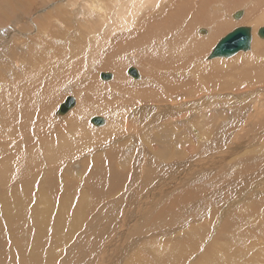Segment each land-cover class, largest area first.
Segmentation results:
<instances>
[{
	"label": "bare ground",
	"instance_id": "1",
	"mask_svg": "<svg viewBox=\"0 0 264 264\" xmlns=\"http://www.w3.org/2000/svg\"><path fill=\"white\" fill-rule=\"evenodd\" d=\"M240 5L243 6V11L237 12H240L242 17L240 20L238 19L239 21L236 20L235 22L233 21L234 16L232 14ZM35 7H38L37 11H34ZM142 13H146L150 17H156L157 21L147 28L143 27L141 22H136L137 14L139 16ZM86 14H96L97 19L92 21L85 18ZM0 23L3 26L0 27V55L10 45L11 50L7 53L12 59L17 57L18 52L26 45L25 42H39L43 39L53 43L56 41V38H61L63 40H70L76 45V49L75 47L73 48V52L64 64L57 66L47 64L45 68L48 69V72L44 76H41L38 72H33L32 68L23 70L20 76L16 72H13L10 79H19V82L17 84L12 82L11 88L7 82L8 70H6L5 62L0 59V89L5 91L0 94V128L9 129L11 134L21 138L22 142H24L26 131L28 132L30 127L33 128L40 125V118L37 115H29L32 106L36 105L33 98L37 89L51 94L56 87L55 93L57 95L62 90L82 92L83 100L80 101L82 108L72 112L67 118V127L70 130L82 123L83 116L95 110L92 109L97 105L95 102L87 103L90 95L101 97V94H114L116 98L120 95L118 94L119 92H121V95L122 92L124 94L134 93L136 96L145 99L146 104L155 102L152 106L146 107L145 104L136 106L137 108L133 110L132 114L125 117L127 120V124L125 125V122L119 119L120 115H125L119 114L118 109L116 108L117 110H115L113 105L111 106V101H99L101 111L107 112L109 110L112 112L113 118L117 122L118 120L121 122L127 134L131 135L134 131L133 134L138 136L134 139L135 144L151 151V154L161 162V164H157L156 161L150 158L155 164L152 161L149 162L150 166L141 178V183L143 182V184H139V192L137 193L139 194L138 203L151 200L153 202L156 201L159 205L154 209H137L125 205L123 211L120 213L119 208L121 207V203L119 202H121L122 197H119L118 201H111L114 211L109 210L105 206L103 210L101 209L100 215L98 214V216L93 217L92 220H95L96 224L98 223L99 229L94 226L95 224H93L92 220V224L90 223L91 221L88 219L90 215L85 214L87 225L89 222L90 226L86 225V229L88 230L89 228L87 242L85 241L86 244H93V237L98 232H101L100 238L104 240V235L102 234L107 232L110 221H115L121 215V217H125L128 221L138 218V223L134 225L133 229V234L135 235L169 223L182 215H184L186 220L190 216L197 218L210 216L212 220L209 221L217 223L216 245L226 251L227 258L225 261L214 262L211 256H207L202 259L201 264H239V260L234 257L232 250L234 242L240 245L238 250L240 258L245 254L246 247H249L251 252L248 254L247 259H251V262L254 261L257 264L264 263V254L262 253L264 246H258L256 251L254 249L258 239L264 237V178L258 183V187L260 188L258 194L248 190L246 185L250 178L248 172L255 174L264 169V151H262L264 149V39L260 40L257 37L258 29L264 25V0H0ZM57 23L61 24V27L57 26ZM54 26L59 29H55ZM72 26H75L73 35L70 34L65 38L59 37V30H63L66 34L74 29ZM195 26H197L196 30H198L199 34H194V38L190 30L194 29ZM133 27H138V29ZM239 27L251 29L252 42L250 48H252L249 52L240 54L230 60L234 67L227 68L223 66V69L219 68L220 62L218 60L222 59L223 61V59L228 58L208 59L213 48L210 49L206 56H202L200 59L192 60L189 58L195 55L197 51H202L205 47H211L216 44L225 32ZM95 29L100 32V35L106 32L104 36L106 40L112 42L111 44L118 45L115 54L107 62L102 63L105 66L104 68L110 69V72L114 73V75L111 73L103 74L111 75L110 80L114 76L117 77L118 81L113 86L99 84L95 79L94 83L90 86V69H95L100 64L101 61L96 64L100 58L90 57L88 61L86 59L81 61L83 58H80V55L84 51L81 48L85 46V41L93 42L94 46L110 44L109 42L98 43L101 41L100 37L103 36L97 35L96 37L94 34ZM35 30L36 33L32 35ZM153 39L155 41L150 44ZM128 49L131 50V61L136 60V63L141 64L142 72L144 69L143 75L145 74L148 80L150 78L148 72L151 71V67L148 68L142 61L150 63L153 66L152 71L154 74H158L157 68H160L171 70L168 76L178 74L183 77L181 83L173 82L171 86H168L169 89H180L181 86V89L184 90L180 93H174V98L171 97L159 101L157 99L149 100L150 97H156V95L150 92L148 88L131 91V87L144 86L150 83L155 85L158 78L147 82L146 79L140 81L137 77L124 82L128 78L127 73L125 74V71H123L124 66L128 64L127 67H129L131 65L130 61H127L125 58V52ZM76 51L79 52V59L74 64ZM185 56L188 57V65L189 63L190 65L189 67L179 69L178 66L181 65L179 61ZM257 60L259 62L256 68ZM14 64L18 65L16 61H14ZM254 71H256V74H260V80L255 85L252 83L248 84V74ZM223 72H226V76L230 79L229 83L223 82ZM77 73L79 74L78 77L74 76ZM100 74L98 73L99 77ZM166 78L163 77V80H166ZM104 83L110 84L108 82ZM208 84L216 86L219 90L227 91V93L225 95L212 93L189 104H184L181 101L185 95L194 96L197 93H203ZM238 85H247L250 90L247 93L236 94L235 90L240 88ZM46 89H50V91ZM234 92L235 94H232ZM16 96L19 97L18 103L15 101ZM250 98L251 103L248 104ZM4 99H8L11 106L4 107ZM119 100L122 101V99ZM171 100L173 106L163 105L165 108L163 110L166 111L167 115L170 114L175 117H179L181 113L183 115L186 114L185 116L188 117L194 111L197 112L196 108L202 105L213 106L220 112L218 115L220 121L218 123H215L218 119L214 121L212 117L206 118L210 122L208 129L202 131L199 128L195 132L194 137L196 141L193 144V151L194 149H197V151L189 153L190 158L183 162L181 161L176 166H172L171 161L180 160L188 153L179 150V147L176 145L178 141L177 135L180 134L177 126L170 123L163 124L162 120L164 117L166 118L165 114L162 111L156 113L159 110L158 104H167ZM132 101L134 102L135 100ZM227 104H231L233 107L227 109L225 108ZM126 106L125 104L122 105L121 109H125ZM57 111L55 115L58 116H63L68 112L59 115ZM224 112H227L226 116ZM160 116L162 119H159ZM185 116L182 118L185 119ZM180 120L177 119L178 123L182 124ZM14 121H16V127H9ZM57 121L61 122L62 120L58 119ZM55 125L56 122L53 121L52 131H54ZM197 125L194 124L193 126L196 127ZM132 127H136L135 130H132ZM116 128L117 124H111L104 125L102 128H95L94 130L97 134L102 132V134L107 133L112 135L116 134ZM67 132L68 130L66 129L64 134H67ZM76 132L78 134L88 133L81 125L80 128L76 127ZM183 138L185 136L180 138L182 144L191 143L189 140ZM256 140H259L262 145H258L257 148L248 145L247 147L250 148H246L245 153L238 155L240 148ZM230 141L235 142V148L224 150L225 153L218 159L216 166L201 165L207 160L201 153L219 150ZM153 144L156 146L155 151L150 148ZM55 148L57 147L51 148L50 151L56 150ZM139 150L142 155L141 159L146 160V157L143 155L144 150L141 148ZM251 152H254V154H251ZM54 153L58 155L57 152ZM128 154L129 152H123L119 169L113 175L110 186L118 185L117 179L119 175L122 170H127L128 161L131 160V156H128ZM235 154L238 157L231 164L225 165V161L231 156L234 157ZM223 164L224 167L220 168ZM216 167L217 170H214ZM189 172L194 173L192 180L188 183L191 184V187L186 186L179 191L171 192L170 188L173 185H178ZM2 174H4L5 181H10L14 177L22 175L11 170H4ZM68 175L73 176L70 172H68ZM164 175L168 176L171 183L161 191L162 186L153 191L152 187L156 183L161 180L165 182ZM242 177H247L246 182L243 184V193L228 192L226 196H223L227 197V199L229 198V208L221 213L219 219L213 221L215 208L207 210L205 202L206 200H214L216 198L213 196L207 198L203 194H207L210 188L218 184H224V187L229 191ZM130 185L131 183L126 184L123 189L130 188ZM134 190H130L129 197L133 195ZM158 191L160 192L157 194L156 192ZM91 192L96 195L108 194V190L98 184L91 187ZM197 200L200 201L198 206H196ZM115 204H118L120 207H114ZM218 204L219 201L215 203L216 206ZM238 208L244 209L245 215H241L238 212ZM117 209H119L120 215L119 213L117 214ZM122 213H127V215L123 216ZM256 214H258L257 221L260 225L259 228H254L253 225L247 223L242 228L238 227L240 223L247 221L248 216ZM190 232L197 233V237L200 236L196 227H193ZM86 249V245H83L81 252L83 250L86 251ZM90 256L94 259L92 249L87 254V257L91 259ZM99 257L101 261H105V264H107V253L104 250L99 254Z\"/></svg>",
	"mask_w": 264,
	"mask_h": 264
},
{
	"label": "rangeland",
	"instance_id": "2",
	"mask_svg": "<svg viewBox=\"0 0 264 264\" xmlns=\"http://www.w3.org/2000/svg\"><path fill=\"white\" fill-rule=\"evenodd\" d=\"M37 10L38 7H35L34 11ZM241 10L243 11V6L240 5L233 11L232 16H234L237 11ZM241 17L242 15L238 18H233V21H239ZM85 18L95 21L97 15L86 14ZM134 18L136 17L134 16ZM156 21V17H150L146 13H142L139 16L137 14L136 22H141V25L145 28L151 26ZM57 26L61 27V24L57 23ZM0 27L3 26L0 25ZM74 27L75 26H72V28ZM54 28L59 29L56 26H54ZM133 28L138 29V27ZM196 29L197 26L190 30L193 37L194 34H199ZM233 29L234 28L225 32L221 35V38L231 33ZM74 30L75 28L66 34L63 30H59V37L65 38L70 34L73 35ZM35 33L36 30L32 35ZM94 34L97 37V35H100V32L95 29ZM105 35L106 32L100 35L103 37H100L101 41L98 43L109 42L106 40V37H104ZM259 39L263 40L262 38ZM154 41L155 39H153L150 44ZM25 43L26 45L18 52L15 59H12L7 53L11 50L10 45L0 55V59L5 62L6 70L10 73L7 72V82L10 84V88L12 82L14 84L19 82V79H10L13 72H16L17 75L20 76L23 70L32 68L33 72H38L41 76H44L48 72V69L45 68L47 64L52 66L64 64L73 52V48L75 47L76 49V45L70 40H63L61 38H56V41L53 43L43 39L39 42ZM109 43L110 44L94 46L93 42L85 41V46L81 48V50H84L80 55V58H83L81 61H84V59L88 61L90 57H98L100 60L96 62V64L100 61L99 65L107 62L115 54L118 46L116 44H111L112 42ZM215 45L216 44L211 47H205L202 51H197L195 55L189 58L192 60L200 59L202 56H206ZM251 48L246 52H240L233 56V58L223 59V61L219 59V68L223 69V66L227 68L234 67L230 60L236 58L240 54L249 52ZM128 52H130L129 55ZM130 54L131 50L128 49L125 52V58L127 61H130L129 63L131 65L129 67H127L128 64L124 66L123 71H125V74L129 68H134L139 73L138 80L140 81L146 79L147 82H149L154 78H158L155 85L150 83L144 86H135L130 88L131 91L148 88L150 92L156 95V97H150L149 100L157 99V101H159L171 97L174 98V93H180L184 90L181 89V86L180 89H169V86H171L173 82L181 83L183 77L178 74L168 76L171 70H163L160 68H157L158 74H154L152 71L153 66L150 63L142 61L148 68L151 67V71L148 72V76H150L148 80L147 76L144 74V77L143 75L144 69L142 72L141 64L136 63V60L131 61ZM78 59L79 52L76 51L74 64ZM188 60V57H182L181 61H179L181 65H179L178 68L182 69L189 67L190 63L188 65ZM14 61H16L18 65H15ZM258 62L257 60V65H255L256 68ZM99 65L95 69H90L91 75L89 76V81H91L89 85L91 86L95 79L99 84L113 86L114 83L118 81L117 77H112L110 81L101 80L98 73H111L113 75L114 73L110 72V69L104 68V64L101 66ZM78 75V73L74 74V76L77 77ZM126 75L128 78L124 82H128V79L133 78L128 74ZM259 75L260 74H256V71L249 72L248 84L252 83L255 85L256 82L260 80ZM163 77H167L166 80H163ZM223 79L224 83L230 82V79L226 76V72H223ZM104 82L110 84H105ZM238 86L240 88L235 90L236 94L247 93L250 90L247 85ZM205 88L203 93H197V95L194 96L185 95L181 101L184 104H189L197 101L201 97H207L212 93H216L217 95H225V93H227V91L217 89L214 85L208 84ZM55 89L51 94L37 89L33 98L36 105L32 106L29 115H37L40 118V125L33 128L30 127L28 132L26 131L24 142L21 141V138L12 135L9 129L0 128V264H91L92 262V264H105V261H101L99 257L102 250L107 253V264H201L202 259L207 256H211L214 262L225 261L227 253L224 249L216 245L217 223H211V221H209L212 220L210 216L202 218L190 216L186 220L184 215H182L169 223L135 235L133 234V229L134 225L138 223V218L128 221L125 217H121V215L115 221H110L107 232L102 234L104 235L103 241L100 238L101 232H98L96 233L97 238L96 236L93 237V244L85 243L89 235V228L87 230L86 227H90L89 222L87 225V217L85 214L90 215L88 219L91 221L93 217L98 216L105 206L108 207L109 210L111 209V211H114L113 206H111L112 200L118 201L117 199L122 197L121 202H119L121 203V207L118 206V204L114 205V207H120V211L119 209L116 211L117 214L123 211L125 205L137 209H154L159 205L156 201L153 202L151 200L138 203L139 194L137 193L139 192V184H143V182L141 183V178L144 172L149 168V162L152 161L150 158L156 161L157 164H161V162L157 157L151 154V151L143 146L136 145L134 139L138 136L133 134L134 131L131 135L127 134L120 122L124 121L126 125L127 120L125 117L132 114L133 110L137 108L136 106H141L142 104H145L146 107L152 106L155 102L146 104L145 99L136 96L134 93L124 94V92H122L121 95V92H119L118 94L120 95L116 98L114 94H101V97L90 95L87 103L90 104V102H95L97 105L92 108L95 109L94 111L83 116V121L80 124L88 133L78 134L76 132V127L80 128V125L70 130L67 127V118L69 114L82 108L80 102L83 100L82 92L76 90H72V92L62 90V92L57 95ZM46 90L50 91V89ZM2 92L5 91L0 89V94ZM235 92L232 94H235ZM69 96L76 99V105L74 104L72 107L73 109L71 108V111L69 110L70 112L68 111L63 116L55 115L59 106L63 104L66 97ZM98 96L100 95L98 94ZM119 99H122V101ZM132 100L135 101L133 102ZM172 100L167 104H158L157 107L159 110L156 111V113L162 111L165 114L166 118L164 117L162 120L163 124L170 123L171 125L177 126L180 134L177 135L179 143L177 141L176 145L179 147V150L188 153L180 160L171 161V165L176 166L179 165L181 161L183 162L190 158L189 153L193 151V144L196 141L194 137L196 134L195 132L199 130V128L202 131H206L209 127L210 122L206 118L212 117L214 121L218 119L215 121V123H218L220 121L218 116L220 112L213 106L202 105L197 107V112L194 111L192 115L186 117L185 113V115L181 113L177 118L170 114L167 115L166 111L163 110L165 109L163 105L173 106ZM15 101H17V103L19 102L18 96H16ZM99 101H111V106L113 105L115 110L118 109L119 114H124L125 116L120 115V121L118 120L117 122L113 118L112 112L109 110H107V112L100 110L99 107H101V105ZM140 101L142 102L140 103ZM3 102L4 107L11 106L8 99H4ZM249 103H251V98L248 100V104ZM115 104L116 106H114ZM124 104L127 105L126 108L121 109V106ZM232 107L233 105L231 104L225 106L227 109ZM18 115L19 113L17 117ZM224 115L226 116L227 112H224ZM184 116L185 119L182 118ZM94 117H101L104 119V124L99 127L92 126L89 120ZM58 119L62 121L59 122L57 121ZM159 119H162V117L160 116ZM177 119H181L180 121L182 124H179ZM53 121L56 122L54 131H52L51 128ZM111 124H117L116 134L95 133V128H102L104 125ZM194 124L198 125L194 127ZM16 125V121H14L9 127H16ZM135 128L136 127H132V130H135ZM66 129L68 132L64 134ZM184 136L185 138L183 139L189 140L191 143L187 142L182 144L180 138ZM235 145L234 141H230L219 150L209 153L199 152L207 158L201 165L216 166L218 159L225 153L224 150L234 149ZM248 145L257 148L258 145L261 146L262 144L259 140L251 142L243 148H240L238 155L245 153L246 148H250L247 147ZM53 147L57 148L51 152L50 149ZM139 148L144 150L143 155L146 157V160L141 159L142 155ZM150 148L155 151V144L151 145ZM196 151L197 149H194L193 152L195 153ZM262 151H264V149H262ZM54 152H57L58 155ZM123 152H129L128 156H131V160L128 161L127 170H122L119 175L117 179L119 184L110 186L113 175L117 173L119 169ZM76 154H78V156H76ZM251 154H254V152H251ZM238 155L235 154L234 157H229L228 160L225 161L226 164H224H231ZM224 164L220 168L224 167ZM167 165L169 164L167 163ZM4 170L16 171L22 175L16 176L10 181H5L4 174H2ZM214 170H217V167ZM68 172L72 173L73 176H69ZM248 174L250 178L246 183L247 188L251 192L258 194L260 192L258 183L264 178V169L255 174H251L250 172H248ZM192 175H194L193 172L186 174L178 185H173L170 188L171 192L179 191L186 186L191 187V184L188 183L192 180ZM164 177L165 182L161 180L156 183L152 187L153 191L162 186L160 189L161 191L165 186L171 183L167 175H164ZM246 179L247 177H242L235 186L229 189V191L224 187V184H218L210 188L207 194H203L207 198L211 196L216 198L214 200H206L205 202L207 210L213 207L215 208L213 221L219 219L221 213L229 208V198L227 199V197L223 196H226L228 192L242 194L243 184L246 182ZM128 183H131L130 188L123 189ZM95 184L101 185L108 190V194L96 195L92 193L91 187ZM133 189H135L133 195L129 197L130 190ZM160 191L156 193L158 194ZM217 201H219L218 206L215 205ZM199 204L200 201L197 200L196 206ZM238 212L241 215H245V211L242 208H238ZM122 214L123 216L127 215V213ZM257 218L258 214L248 216L247 221L240 223L238 227L242 228V226L247 223L253 225L254 228H259L260 225ZM92 221L90 222L91 224ZM93 224H95L94 226H96V228L99 226L98 223L96 224L95 220ZM193 227L198 229L200 233L199 237H197V233L190 232ZM83 245H86L87 249L81 252V247ZM258 246H264V237L258 239L254 247L255 251ZM239 248L240 245L234 242L232 250L234 252V257L239 260V264H257L254 261L251 262V259H247L248 254L251 252L249 247H246L245 254L241 256V258L238 255ZM91 249L94 253V259H92L91 256V259L87 257ZM262 253L264 254V251Z\"/></svg>",
	"mask_w": 264,
	"mask_h": 264
},
{
	"label": "water",
	"instance_id": "3",
	"mask_svg": "<svg viewBox=\"0 0 264 264\" xmlns=\"http://www.w3.org/2000/svg\"><path fill=\"white\" fill-rule=\"evenodd\" d=\"M241 16L238 12L234 15V18ZM257 36L264 39V27L258 29ZM252 42L251 29L248 27H239L234 29L231 33L227 34L225 37L221 38L212 51L210 52L208 59L211 58H230L235 56L240 52H246L250 49ZM127 74L133 78L138 77V72L134 68H129ZM102 80L108 81L111 78L109 74H100ZM75 104L73 97H66L63 104L58 108L57 113L62 115L69 111ZM103 119L101 117H94L90 120V124L94 127H99L103 125Z\"/></svg>",
	"mask_w": 264,
	"mask_h": 264
}]
</instances>
